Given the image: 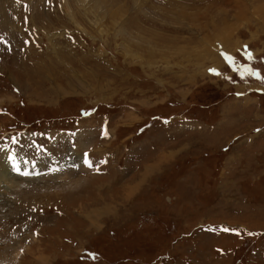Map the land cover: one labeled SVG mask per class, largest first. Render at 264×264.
Segmentation results:
<instances>
[{
	"label": "rangeland",
	"instance_id": "obj_1",
	"mask_svg": "<svg viewBox=\"0 0 264 264\" xmlns=\"http://www.w3.org/2000/svg\"><path fill=\"white\" fill-rule=\"evenodd\" d=\"M0 157V264H264V0H0Z\"/></svg>",
	"mask_w": 264,
	"mask_h": 264
},
{
	"label": "bare ground",
	"instance_id": "obj_2",
	"mask_svg": "<svg viewBox=\"0 0 264 264\" xmlns=\"http://www.w3.org/2000/svg\"><path fill=\"white\" fill-rule=\"evenodd\" d=\"M3 161V159L0 157V162H2ZM26 161V160H25ZM7 162H10V160H8V158H7V160H6V162H5V164H4V167H8L7 165H6V163ZM46 166V165H45ZM4 167H1L0 166V172L1 171H4V170H1V168H4ZM27 167V166H26ZM8 169V168H7ZM6 175V174H5ZM4 174H1L0 175V183H2L3 181H5L7 178H5L4 176H5ZM7 177V176H6Z\"/></svg>",
	"mask_w": 264,
	"mask_h": 264
},
{
	"label": "snow or ice",
	"instance_id": "obj_3",
	"mask_svg": "<svg viewBox=\"0 0 264 264\" xmlns=\"http://www.w3.org/2000/svg\"><path fill=\"white\" fill-rule=\"evenodd\" d=\"M249 59H251V57L249 56ZM245 71H251L250 69H245ZM214 74H219V73H214ZM105 135H107V132L105 131ZM91 166V165H90ZM225 231H228L227 229H225Z\"/></svg>",
	"mask_w": 264,
	"mask_h": 264
}]
</instances>
